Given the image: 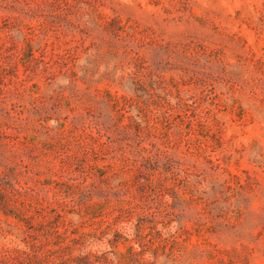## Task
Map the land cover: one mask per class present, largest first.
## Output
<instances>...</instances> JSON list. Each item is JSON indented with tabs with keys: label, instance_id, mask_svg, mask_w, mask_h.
Here are the masks:
<instances>
[{
	"label": "rangeland",
	"instance_id": "rangeland-1",
	"mask_svg": "<svg viewBox=\"0 0 264 264\" xmlns=\"http://www.w3.org/2000/svg\"><path fill=\"white\" fill-rule=\"evenodd\" d=\"M98 249L264 264V0H0V264Z\"/></svg>",
	"mask_w": 264,
	"mask_h": 264
},
{
	"label": "trees",
	"instance_id": "trees-1",
	"mask_svg": "<svg viewBox=\"0 0 264 264\" xmlns=\"http://www.w3.org/2000/svg\"><path fill=\"white\" fill-rule=\"evenodd\" d=\"M118 242V237L114 239L108 237V241L105 242V246L115 247L118 245ZM109 252H111V250L102 251L101 249H98L96 252H89L88 254L81 253L73 259V263L71 264H109L107 260Z\"/></svg>",
	"mask_w": 264,
	"mask_h": 264
}]
</instances>
